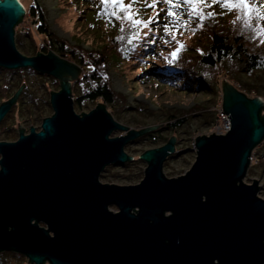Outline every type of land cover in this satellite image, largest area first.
I'll list each match as a JSON object with an SVG mask.
<instances>
[{"label":"water","instance_id":"water-1","mask_svg":"<svg viewBox=\"0 0 264 264\" xmlns=\"http://www.w3.org/2000/svg\"><path fill=\"white\" fill-rule=\"evenodd\" d=\"M21 1L0 0V67L32 68L61 89L39 131L0 142V253L30 264H264V198L258 179L243 182L264 140V100L224 79L230 130L197 136L188 171L163 172L172 136L139 157L147 167L138 184L102 183L107 166L134 160L125 146L159 125L130 130L104 103L77 113L72 84L82 68L52 51L20 53ZM20 91L0 106V121Z\"/></svg>","mask_w":264,"mask_h":264},{"label":"trees","instance_id":"trees-1","mask_svg":"<svg viewBox=\"0 0 264 264\" xmlns=\"http://www.w3.org/2000/svg\"><path fill=\"white\" fill-rule=\"evenodd\" d=\"M85 1H88L85 19L89 23L86 31H89L91 36L90 43L88 40L73 37L74 46L67 45L64 39H60L50 29L46 8L34 1L28 3V0H25L26 15L16 26V44L25 55L35 53V41L32 37L38 34L47 39V45H43V52L52 51L83 69L81 77L73 82L72 86L78 109H82L84 103L89 101L104 103L114 114L130 113L133 118L143 116L148 111L147 107L133 106L112 87L110 69L122 65L127 70L137 73V76L144 71H153L162 85L184 95L197 92L216 93L220 102L217 110L202 108L203 111L197 114L194 112L195 108L191 111L197 116H202L207 124L215 123L217 128L221 126L219 111L222 109L221 84L224 79L249 97L264 96V43H261V40H264V33L257 35L260 27H264V20L258 19L255 12L251 14L250 21L257 31L246 29L243 20L232 23L237 16H242L238 7L231 11L228 21L221 22L222 15L202 20L200 16L192 13L193 6L187 4L186 0H172L171 4L161 0L152 7H147L144 3L133 4L129 11H138L139 14L134 15L132 20L146 21L149 17L155 18L145 27L142 23L133 24L132 20L117 19V16L112 15L113 11L120 16L125 15L120 6L105 5L101 0ZM196 7L203 13H208L201 5ZM169 11L175 15H168ZM260 11L264 12V7ZM164 24L169 25L167 31L163 27ZM201 24L203 27H200ZM25 25L31 26L29 33L23 31ZM35 27L36 33L32 31ZM27 38H32L30 43L27 42ZM181 43L184 47L176 57H173L171 54L180 48ZM30 71L32 74L37 73L34 70ZM47 77L51 78L49 75ZM55 85L61 89L58 80H55ZM251 92L254 94L251 95ZM33 103L36 104L34 98ZM47 104H50V101ZM44 109L41 107L40 113ZM193 113L191 116L187 114L179 117L177 113L168 111L158 128L142 134L129 143L146 141L148 149L159 148L170 139L164 132L169 131L176 137L182 125L194 115ZM178 153V156L170 155L167 158L165 165L168 169H171L170 160L187 155V152ZM139 157H134V160L122 165L130 169L129 179L136 175L131 166L143 162ZM258 168L264 170V140L253 151L249 171L254 173V169ZM7 257H15L20 264L29 262L24 255L1 252L0 264H6Z\"/></svg>","mask_w":264,"mask_h":264},{"label":"rangeland","instance_id":"rangeland-1","mask_svg":"<svg viewBox=\"0 0 264 264\" xmlns=\"http://www.w3.org/2000/svg\"><path fill=\"white\" fill-rule=\"evenodd\" d=\"M33 1L46 8L48 23L51 27L50 29L53 30L60 39H64L67 45L74 46V38L77 39V37L88 40L90 43L91 36L89 35V31H86L89 23L88 20L85 19L88 11L86 6L88 1L28 0V3ZM22 3L24 4L25 0H22ZM201 6H203L207 12L215 13L213 16L222 15L223 18L221 19V22H225L230 19L231 12H229L226 8L215 4H212L211 6ZM213 16L211 17L213 18ZM25 26L26 27L23 31L29 33L31 31L29 29L31 26ZM32 31L36 33V27L35 30ZM16 33L17 32L15 28V40ZM32 38L39 44V46H41V44L47 45V39L44 36L35 34ZM82 73L83 69L79 78L81 77ZM109 76L110 82L115 92L123 95L127 102L131 103L133 106H145L148 109V111L145 112L143 116L141 115L133 118L130 113H121L120 115L114 114L113 110L106 106L114 119L124 126L129 127L130 130H139L157 126L165 118L168 111H172L177 113L179 117H183L187 114L191 116V113H193L191 110L194 108V112L197 114L203 111L202 108L217 110V105H220L216 93L197 92L192 95H184L180 92L171 91L166 85H162V83L156 79L157 77L153 71H144L137 76V73L127 70V68L122 65V67H111ZM55 80L57 79L45 76L40 77L38 75L32 74L28 82V89L33 92V98L36 101V104L32 102L31 108L33 110L32 126L35 128H38L41 125L42 119L53 114L51 105L47 104V102L50 101V92H57L60 89V87H56ZM58 82L60 83L59 80ZM250 94L253 95L254 93L251 92ZM259 97L264 100V96ZM41 104L44 105L45 108L42 113H40L41 111L38 110ZM97 104L98 103L87 101L84 103L82 109H78L76 104H74V108L79 114L82 112L88 113L93 108H95ZM26 106L29 107L30 105ZM200 108L202 110H200ZM195 114L182 125L178 135L175 137L176 152L172 155H176L178 152H187V155L170 160L169 167L171 169H168V167L164 164L163 172L169 178L178 177L191 168L196 157V152L193 148L195 138L197 136L210 135L211 133L217 131V126L215 123L209 125L205 120H203L202 116H197ZM35 118L37 120H35ZM120 134H123V132L116 130L112 133L111 137H117ZM164 134L167 137H170V139L173 136V134H171L169 131H165ZM148 148V142L139 141L137 143H128L125 146V151L134 158L141 156L146 150H148ZM146 167L147 163L144 161L142 163H137V165L131 166V168L135 170L134 172L136 175L135 177L129 179L131 174L129 172L130 169L124 168L122 165H110L107 166L102 172L99 179L102 183L135 185L143 179ZM249 169H251V166ZM102 175H107L108 177L103 178ZM253 179H258L260 185V192L258 195L261 198H264V170L261 168L254 169V173H251L248 170L243 182L251 184ZM111 209L114 211L118 210V208L115 206H112ZM7 260L8 261L6 264H20V261L15 259V257H7ZM28 264L30 263L28 262Z\"/></svg>","mask_w":264,"mask_h":264},{"label":"flooded vegetation","instance_id":"flooded-vegetation-1","mask_svg":"<svg viewBox=\"0 0 264 264\" xmlns=\"http://www.w3.org/2000/svg\"><path fill=\"white\" fill-rule=\"evenodd\" d=\"M31 40L32 38H27V42L30 43ZM34 45L35 53L28 56L22 53L16 44L20 53L28 57L35 56L39 53H44L43 45L45 44H41V46H39L37 42H34ZM28 69H6L0 67V106L10 101L21 89V92L19 93L17 99L14 101L5 117L0 121V142H16L19 140L21 135H29L31 133V129L35 128L32 126L33 110L31 109L34 96L33 92L28 89V82L32 75V72L30 70L34 69ZM35 75H38L40 77H47L46 74H42L39 72L35 73ZM26 105L30 106L28 107ZM41 107H44V105L41 104L38 110H40ZM44 119H42V122ZM35 120L37 119L35 118ZM41 125L35 129L39 131L41 129Z\"/></svg>","mask_w":264,"mask_h":264},{"label":"snow or ice","instance_id":"snow-or-ice-1","mask_svg":"<svg viewBox=\"0 0 264 264\" xmlns=\"http://www.w3.org/2000/svg\"><path fill=\"white\" fill-rule=\"evenodd\" d=\"M161 2V0H101L102 4H111L121 7V11L125 12L124 16L118 15L115 11H113L112 15L117 16V19H128L132 20V17L134 15H138L139 12H132L129 11L131 9L133 4L136 3H144L147 7H152L155 4ZM163 2L172 3V0H163ZM186 3L189 5H192V13L200 16V18L203 20L207 17H211L215 15L213 12L203 13L201 9L197 8V5H205V6H211L212 4L219 5L220 7L226 8L229 12L233 11L234 8H239L242 16H237L236 20L232 21L233 24H235L237 21L243 20L244 27L246 29H252L253 31H257L256 28L253 27L250 17L253 12L256 13V16L258 19L264 20V12H261L260 9L264 7V0H186ZM168 15H175V13L169 11L167 13ZM223 14V13H221ZM155 18L149 17L148 20H132L133 24H144L145 27L148 26L149 23L153 22ZM175 23V22H173ZM164 29L167 31L169 28L168 24L163 25ZM200 27H203V24L200 25ZM260 27V26H257ZM123 30V29H121ZM261 33H264V27H260V31H257V35H260ZM123 37H118V39H122ZM174 38V37H173ZM261 43H264V40H261ZM184 47V45L181 43L180 48H177L176 51H174L171 55L173 57H176L179 51ZM171 63V61H169Z\"/></svg>","mask_w":264,"mask_h":264},{"label":"built area","instance_id":"built-area-1","mask_svg":"<svg viewBox=\"0 0 264 264\" xmlns=\"http://www.w3.org/2000/svg\"><path fill=\"white\" fill-rule=\"evenodd\" d=\"M219 117L221 120V126L217 128V133H226L230 130V120L229 116L225 114L222 109L219 111Z\"/></svg>","mask_w":264,"mask_h":264},{"label":"bare ground","instance_id":"bare-ground-1","mask_svg":"<svg viewBox=\"0 0 264 264\" xmlns=\"http://www.w3.org/2000/svg\"><path fill=\"white\" fill-rule=\"evenodd\" d=\"M20 1V0H19Z\"/></svg>","mask_w":264,"mask_h":264}]
</instances>
